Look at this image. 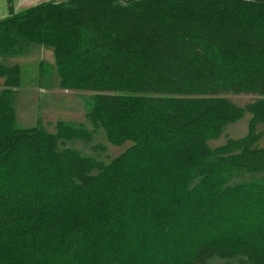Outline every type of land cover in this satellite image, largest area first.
I'll list each match as a JSON object with an SVG mask.
<instances>
[{"label": "trees", "instance_id": "16d2710c", "mask_svg": "<svg viewBox=\"0 0 264 264\" xmlns=\"http://www.w3.org/2000/svg\"><path fill=\"white\" fill-rule=\"evenodd\" d=\"M120 1L0 19L1 56L52 47L58 85L95 92L86 117L132 142L105 164L59 148L88 140L83 124L18 126L21 69L0 62V264H264V0ZM52 74L40 61L39 83ZM229 92L258 98L241 107ZM245 110L247 133L210 148ZM239 171L260 176L228 184Z\"/></svg>", "mask_w": 264, "mask_h": 264}, {"label": "rangeland", "instance_id": "374dc122", "mask_svg": "<svg viewBox=\"0 0 264 264\" xmlns=\"http://www.w3.org/2000/svg\"><path fill=\"white\" fill-rule=\"evenodd\" d=\"M122 2V0L120 1ZM49 50V59L52 56V48ZM41 48L37 46L29 47L21 56L2 57L0 62L5 65L18 64L21 69L22 84L14 90L13 109L15 121L20 127H34L37 124L42 126L48 132H55V123L63 120L74 126L83 124L89 131L90 138L73 139L70 141H61L59 148H71L78 151L81 155L90 156L105 164L124 152L132 142L126 141L120 145H114L109 142L104 129L99 125H94L87 117L83 104L84 97H91L95 92L90 90L64 89L58 85L59 79L54 72L52 66L51 79L46 83H39L37 75V64L39 60H46L41 54ZM46 51V50H45ZM52 52V53H51ZM51 53V54H50ZM42 58V59H41ZM3 86L0 84V90ZM221 96L228 98L233 103L241 107H246L258 98V95L252 93H225ZM251 113L245 110L242 117L232 123L225 125L222 133L208 140L207 144L214 149L225 143L228 138H238L244 136L248 130V122ZM256 131L259 135L255 142V147L264 146V125L258 123ZM93 170L92 173H96ZM260 176L259 174H251L245 171L237 172L232 179L230 185L244 183L253 178ZM195 179L192 184H195ZM208 264H245L244 256L236 255L232 257L211 256Z\"/></svg>", "mask_w": 264, "mask_h": 264}, {"label": "crops", "instance_id": "0c3cea01", "mask_svg": "<svg viewBox=\"0 0 264 264\" xmlns=\"http://www.w3.org/2000/svg\"><path fill=\"white\" fill-rule=\"evenodd\" d=\"M69 0H0V19H3L7 16L10 15L11 12H19L22 11L24 9H27L29 7L41 4V3H61V2H66ZM33 46H37L39 48H41V54L45 57L46 56V60H44V58L42 59L43 62H46L48 64H51L54 67V72L56 74V67H55V58H54V51L52 48V56L49 59V49L46 47H50V46H42V45H33ZM32 47V46H31ZM46 50V51H45ZM50 53V54H51ZM4 57V56H2ZM2 60V59H0ZM41 60L37 61L38 64ZM38 64H37V75H38ZM9 65V64H8ZM12 65V64H11ZM3 82H4V77H0V84L1 86H3Z\"/></svg>", "mask_w": 264, "mask_h": 264}]
</instances>
